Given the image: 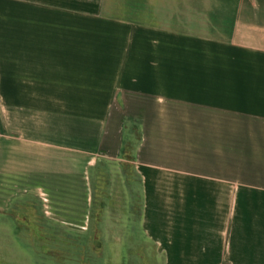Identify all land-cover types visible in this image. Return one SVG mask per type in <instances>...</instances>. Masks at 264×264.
<instances>
[{
	"label": "crops",
	"instance_id": "obj_1",
	"mask_svg": "<svg viewBox=\"0 0 264 264\" xmlns=\"http://www.w3.org/2000/svg\"><path fill=\"white\" fill-rule=\"evenodd\" d=\"M0 264H264V0H0Z\"/></svg>",
	"mask_w": 264,
	"mask_h": 264
},
{
	"label": "rangeland",
	"instance_id": "obj_2",
	"mask_svg": "<svg viewBox=\"0 0 264 264\" xmlns=\"http://www.w3.org/2000/svg\"><path fill=\"white\" fill-rule=\"evenodd\" d=\"M93 191V199H95L96 200V198L97 197H99V195H97L98 193L99 194H104V193H100V191L102 192L103 190H92ZM100 198V197H99ZM102 198V197H101ZM93 200V203H94V206H93V209H94V211L92 212L93 214L92 215H94V217H96L95 215H96V213H97V210H96V204L95 203H99V201L98 200ZM93 218V217H92ZM76 246V245H75Z\"/></svg>",
	"mask_w": 264,
	"mask_h": 264
}]
</instances>
